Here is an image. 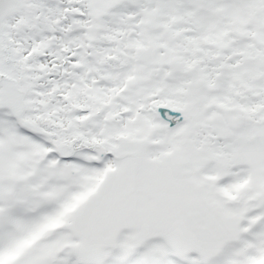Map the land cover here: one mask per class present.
<instances>
[{
  "label": "snow or ice",
  "instance_id": "1",
  "mask_svg": "<svg viewBox=\"0 0 264 264\" xmlns=\"http://www.w3.org/2000/svg\"><path fill=\"white\" fill-rule=\"evenodd\" d=\"M0 264H264V0H0Z\"/></svg>",
  "mask_w": 264,
  "mask_h": 264
}]
</instances>
